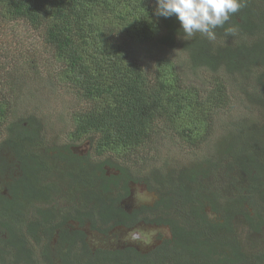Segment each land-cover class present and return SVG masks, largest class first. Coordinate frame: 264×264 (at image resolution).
Masks as SVG:
<instances>
[{
    "label": "trees",
    "instance_id": "16d2710c",
    "mask_svg": "<svg viewBox=\"0 0 264 264\" xmlns=\"http://www.w3.org/2000/svg\"><path fill=\"white\" fill-rule=\"evenodd\" d=\"M156 7V0H0L3 30L18 20L40 30L58 75L86 105L73 114L67 140L94 144L93 162L67 161L60 148L57 156L43 146L40 123L12 125L10 145L22 173L6 185L10 197L0 192V264H264V250L243 251L235 234V220L250 230L264 222V0H245L214 29V39L184 37L176 16H158ZM140 48L158 57L150 64L137 54ZM234 93L248 110L261 112V121L231 117L220 122L226 132L217 148L188 168L173 161L163 163L165 173L132 175L141 148L149 151L166 132L181 147L206 142L216 113ZM6 109L0 101V126ZM108 152L123 153L126 166L103 158ZM0 159L8 165L3 153ZM106 165L117 174L107 175ZM54 171L68 180L77 202H58L50 191L58 182ZM217 176L232 186L215 187ZM131 181L157 192L160 216L122 210ZM71 219L103 235L139 220L165 223L172 237L146 254L133 246L93 248L83 229L67 227Z\"/></svg>",
    "mask_w": 264,
    "mask_h": 264
},
{
    "label": "rangeland",
    "instance_id": "374dc122",
    "mask_svg": "<svg viewBox=\"0 0 264 264\" xmlns=\"http://www.w3.org/2000/svg\"><path fill=\"white\" fill-rule=\"evenodd\" d=\"M6 25L8 27L5 30H3L4 25H0V101L5 104L8 115L4 119V124L0 126V154L3 153L8 165H4L0 159V192L9 196L6 185L16 174L22 173L19 164L14 162L10 145V130L15 129L12 125L18 122L20 123L19 129L22 128L21 125L24 129H34L40 123V129L39 127L36 129H39L44 137L43 146L46 145L54 151V143L57 141H61V144L68 142L67 136L74 127L73 114L84 110L86 105L75 100L70 88L64 83V79L58 75L59 63L56 62L54 54L49 52L42 32L23 20L13 21ZM142 50L140 48L137 54L147 59L150 64L158 57L156 55L146 57ZM249 110L241 98L235 99L234 93L228 105L216 113L212 131L209 132L211 135L206 142L198 146L181 147L182 142L173 133L166 132L164 135L168 136L162 135L156 139L157 141L153 140L149 151L147 148H141L138 156L134 158L141 165H138L137 169L130 170L132 175L135 174L137 177L146 174L147 177L148 173L154 170H158V174L159 172L165 173L163 166L165 162L171 164L174 161L188 168L191 165L190 161L203 158L206 153L210 154L213 147L217 148L219 136H224L226 132L220 122L230 120L231 117H237L236 120H240L244 114H251L261 121L259 110ZM83 143L84 145L72 147V150L76 154L86 151L89 156L90 150L94 147L93 140L90 138ZM147 152H149V159L142 158ZM123 156L121 152H108L103 158L116 159V167L126 166ZM117 171L116 168H108L107 175H115ZM237 177L238 182L242 181L240 176ZM44 180L50 183L51 174H48ZM213 184L215 187H220L221 184L232 186L233 181L229 182V179L217 176ZM149 188L143 181L132 182L129 198L121 201L122 209L126 212L142 209L140 210L142 216L148 217L155 213H159L160 216L161 209L157 207L155 211L158 200L157 192ZM52 189L56 197L65 194L59 185L53 186ZM146 207L149 209L143 210ZM150 209L151 213L148 211ZM210 215L214 218L213 214ZM70 221L67 226L70 229L78 226L77 221L73 219ZM141 222L143 221L132 226L113 227L104 235L92 230L88 223L82 228L87 234L88 244L93 248L110 249L133 246L143 254L151 252L164 239L170 238V224H158L145 220V224ZM238 238L244 251L256 252L258 248L264 246V229L259 235H254L241 226Z\"/></svg>",
    "mask_w": 264,
    "mask_h": 264
},
{
    "label": "clouds",
    "instance_id": "9594fccd",
    "mask_svg": "<svg viewBox=\"0 0 264 264\" xmlns=\"http://www.w3.org/2000/svg\"><path fill=\"white\" fill-rule=\"evenodd\" d=\"M244 4L245 0H156L155 13L166 18L175 15L184 37L201 33L214 39V29L222 27ZM234 31L232 28L226 30L228 34Z\"/></svg>",
    "mask_w": 264,
    "mask_h": 264
},
{
    "label": "flooded vegetation",
    "instance_id": "af4514ba",
    "mask_svg": "<svg viewBox=\"0 0 264 264\" xmlns=\"http://www.w3.org/2000/svg\"><path fill=\"white\" fill-rule=\"evenodd\" d=\"M86 140H88V138L86 139H83V140H78L77 142H75V143H70L69 141L68 142H66V143H64V144H61V141H57L56 143H54V146H55V149H54V151H52V153H57V156H58V152H57V150H56V148H60L61 150H62V152L66 155V157H67V161H73L72 159H74V160H77V161H80V160H83L84 162H85V160H89V161H94V159L89 155H87V153H86V151L84 152V153H78V154H76V153H74L73 152V150H72V147H74V146H77V145H84V141H86ZM90 140V139H89ZM65 147H67V148H69V150H70V152L75 156V157H72V156H70V153H69V150H66V149H64ZM92 152V149L90 150V152H89V154ZM62 156H63V154H62ZM16 157H14V159H15ZM72 158V159H71ZM56 160H58V157H57V159ZM62 161H64V160H62ZM60 162V165L63 163V162ZM76 161V162H77ZM18 164H19V162H18ZM108 168H111L110 166H108V165H106L105 166V170H106V173H107V170H108ZM54 173L56 174L55 176H56V178H57V180H58V182L56 183V185H59L62 189H63V191L65 192V194H62V195H60V196H62V197H60V196H58V197H56V199H58V202L59 203H63V201L64 200H67V199H72V198H74L75 200H73V201H75V202H77V200H79V196H75V194L76 193H73V192H71L70 190H69V188H68V186H66L67 184H68V180L67 181H62V180H59V172L58 171H54ZM17 175L18 174H16L14 177H17ZM132 182H134V183H137L136 181H131L130 183H129V187L131 186V183ZM83 186V185H82ZM50 188H52V187H50ZM50 191H52V193H54L55 191L54 190H50ZM55 194V193H54ZM130 194H131V189H130V193L128 194V196H126L125 198H123L121 201H123V200H125V199H127V198H129V196H130ZM72 197V198H71ZM79 197V198H78ZM83 201H84V199H83ZM120 207H121V202L118 204ZM122 208V207H121ZM123 210V209H122ZM137 211L139 210H142V209H136ZM143 210H147V207L146 208H144ZM134 211V210H133ZM132 211V212H133ZM132 212L131 211H129L128 213H131L132 214ZM207 212L209 213V214H211L210 213V210L209 209H207ZM139 221H143L144 222V220H139ZM139 221H137V222H135V223H133V224H131L130 226H132V225H136ZM71 222V221H70ZM77 223V222H76ZM78 224V223H77ZM119 226H122V225H119ZM245 227L249 232H251L252 234H254V235H259L262 231H263V229H264V222L263 223H260L259 225H258V228L257 229H255V230H250L249 229V227H247L246 226V224H243L242 222H239L238 220H235V227H236V233L235 234H237L236 236L238 237V231H239V228L240 227ZM116 227V226H115ZM170 227V233H171V236H170V238L172 237V230H171V226H169ZM74 229H83L82 228V226H77L76 228H74ZM169 239V238H168ZM165 240V239H164ZM238 240H239V238H238ZM162 243V242H161ZM160 243V244H161ZM239 243H240V246H241V249L244 251V248H243V246H242V243H241V241L239 240ZM257 250H264V246H262V247H260V248H258Z\"/></svg>",
    "mask_w": 264,
    "mask_h": 264
},
{
    "label": "water",
    "instance_id": "95a60500",
    "mask_svg": "<svg viewBox=\"0 0 264 264\" xmlns=\"http://www.w3.org/2000/svg\"><path fill=\"white\" fill-rule=\"evenodd\" d=\"M141 224H145L144 222H141Z\"/></svg>",
    "mask_w": 264,
    "mask_h": 264
}]
</instances>
